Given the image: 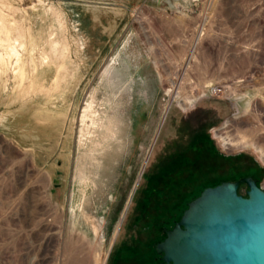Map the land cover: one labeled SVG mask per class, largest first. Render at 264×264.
Segmentation results:
<instances>
[{
  "label": "rangeland",
  "instance_id": "374dc122",
  "mask_svg": "<svg viewBox=\"0 0 264 264\" xmlns=\"http://www.w3.org/2000/svg\"><path fill=\"white\" fill-rule=\"evenodd\" d=\"M0 35V264H159L203 186L264 187V0H0Z\"/></svg>",
  "mask_w": 264,
  "mask_h": 264
},
{
  "label": "water",
  "instance_id": "95a60500",
  "mask_svg": "<svg viewBox=\"0 0 264 264\" xmlns=\"http://www.w3.org/2000/svg\"><path fill=\"white\" fill-rule=\"evenodd\" d=\"M163 231L153 243L159 264H264V187L252 175L206 185Z\"/></svg>",
  "mask_w": 264,
  "mask_h": 264
},
{
  "label": "bare ground",
  "instance_id": "6f19581e",
  "mask_svg": "<svg viewBox=\"0 0 264 264\" xmlns=\"http://www.w3.org/2000/svg\"><path fill=\"white\" fill-rule=\"evenodd\" d=\"M1 36V35H0ZM10 38V37H9ZM1 39H3L2 37H0V40ZM3 42H5L4 41V39H3ZM8 42H10V41H8ZM56 41H54V43H55ZM53 43V44H54ZM52 44V49H51V52H52V54L50 55L51 57H53V60L52 61H49V63H54L55 62V59L58 57V45L57 44H55V45H53ZM14 47V46H13ZM9 53L10 54H15L16 55V57H17V60H16V62H17V64H18V66H17V68L15 69V71L19 74V76L21 77V78H24V74H25V72H24V64H23V60H21L22 58H21V54L19 53V52H17L14 48H10L9 49ZM48 53V52H47ZM46 55V54H45ZM2 57L3 56H1L0 55V63H1V61H3L2 60ZM48 60V59H47ZM42 62V61H41ZM33 63V65L34 66H36L35 64H34V62H32ZM48 63V62H47ZM33 66V67H34ZM42 83V82H41ZM51 83L56 87V86H58V84H59V65H58V63H56V67H55V72H54V74H53V77H52V79H51ZM32 84V83H31ZM30 84V85H31ZM171 86H173V85H171ZM31 87H32V85H31ZM216 132H217V130H215L214 131V133L216 134ZM228 137H226V139L229 141V142H233V141H236V143H230L229 145H239L240 144V142L243 140V141H245L246 139L244 138V137H242L243 135H239L240 137H242L241 139H238V137L239 136H235V135H232L230 132H226L225 133ZM230 137V138H229ZM237 145V146H238Z\"/></svg>",
  "mask_w": 264,
  "mask_h": 264
},
{
  "label": "built area",
  "instance_id": "2783aa9c",
  "mask_svg": "<svg viewBox=\"0 0 264 264\" xmlns=\"http://www.w3.org/2000/svg\"><path fill=\"white\" fill-rule=\"evenodd\" d=\"M223 89L221 84L215 83L211 85V88L209 89L210 93H215L217 91H221Z\"/></svg>",
  "mask_w": 264,
  "mask_h": 264
},
{
  "label": "trees",
  "instance_id": "16d2710c",
  "mask_svg": "<svg viewBox=\"0 0 264 264\" xmlns=\"http://www.w3.org/2000/svg\"><path fill=\"white\" fill-rule=\"evenodd\" d=\"M217 183H218V182H217ZM214 184H216V183H214ZM212 185H213V184H212ZM203 187H204V186H203ZM203 187H202V188H203ZM202 188H201V189H202ZM201 189H200V190H201ZM200 190H199V192H200ZM199 192H198V193H199ZM198 193H197V194H198ZM197 194H196V195H197ZM245 194H246V193H245ZM196 195H194V196H196ZM194 196H193V197H194ZM193 197H192V198H193ZM186 203H187V202H186ZM185 207H186V205H185ZM185 207H184V208H185ZM184 208H183V209H184ZM183 209H182V210H183ZM181 213H182V211H181ZM181 213L179 214V216H178L176 219L173 220V223L175 222V220H177V219L180 217ZM173 223H172L171 225L167 226V227H171V226L173 225ZM163 228H164V226H162V230H163ZM164 235H165V233H164V231H163V236H162V238L164 237ZM162 238H161V239H162ZM161 239H159V240H161Z\"/></svg>",
  "mask_w": 264,
  "mask_h": 264
},
{
  "label": "flooded vegetation",
  "instance_id": "af4514ba",
  "mask_svg": "<svg viewBox=\"0 0 264 264\" xmlns=\"http://www.w3.org/2000/svg\"><path fill=\"white\" fill-rule=\"evenodd\" d=\"M187 107H188V106H187ZM187 107H183V108H185V109H186ZM218 132H219V131H218ZM220 135H221V133H220Z\"/></svg>",
  "mask_w": 264,
  "mask_h": 264
}]
</instances>
